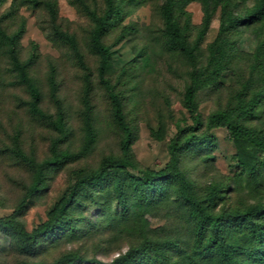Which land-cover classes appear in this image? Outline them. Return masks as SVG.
I'll list each match as a JSON object with an SVG mask.
<instances>
[{"label":"rangeland","instance_id":"374dc122","mask_svg":"<svg viewBox=\"0 0 264 264\" xmlns=\"http://www.w3.org/2000/svg\"><path fill=\"white\" fill-rule=\"evenodd\" d=\"M81 2L99 14L104 10L103 0H0V30L9 36L18 35V59L26 64L28 75L36 82L41 96L40 108L49 115L55 113V105L47 79L51 72L54 75L57 98L69 130V138L61 148L76 152L82 145L81 112L87 80L96 131L91 151L58 170L47 171L38 193L26 201L21 216L26 231L45 221L52 206L79 176L108 167L112 176L127 184L130 176L138 175L129 168L123 171L109 168L112 161L121 156V132L113 121L110 102L96 76L98 57L89 45L92 24ZM162 3L163 0L125 2L118 25L103 38L111 47L107 76L121 100L125 120L134 136L131 158L139 168L149 170L166 166L170 158L169 144L183 138L178 134V127L192 123L183 104V91L189 83L190 71L205 65L207 45L216 36L219 23L218 13H215L196 51V60L191 63L166 46L160 16ZM233 3L234 11L243 14L251 9L255 0ZM49 4L57 11L54 22L50 18ZM185 13L189 19L185 35L193 43L203 19L202 6L192 2L186 6ZM187 16L181 18V23ZM60 32L73 36L77 49L60 38L57 34ZM262 38L263 27L259 23L240 27L230 34L240 56L217 86L197 93V111L203 123L210 114L232 108L235 94L242 87L248 85L250 91L261 87L263 73L255 66L253 56ZM260 61L264 63V50ZM28 100L26 90L16 82L7 55L0 50V217L11 215L31 181V172L12 153L15 144L26 155L41 161L49 156L50 142L55 137L52 129L29 113ZM242 123L264 133V100ZM204 133L209 142L199 140ZM195 134L196 142L178 158L179 169L197 199L215 214L264 204V172L256 188L247 184V169L263 162L262 155L245 141L230 138L224 127L205 132L203 125ZM82 200L85 207L72 211V216L78 219L75 230L42 240L30 253L22 252L11 236L0 232V264H50L68 253L80 257L72 264H108L140 243L138 229L143 223L149 238L173 240L188 255L200 258L196 264H217L214 258L200 257L195 252V220L179 199L175 184L169 185L156 203L142 211L130 202L131 208L122 219L110 188L96 193L92 200L84 197ZM247 232L248 228L242 233L236 231L228 241L254 248ZM170 258L181 260L175 252ZM246 264L261 263L248 261Z\"/></svg>","mask_w":264,"mask_h":264},{"label":"trees","instance_id":"16d2710c","mask_svg":"<svg viewBox=\"0 0 264 264\" xmlns=\"http://www.w3.org/2000/svg\"><path fill=\"white\" fill-rule=\"evenodd\" d=\"M127 1L133 0H103L104 10L101 14L88 8L82 2L81 6L92 24L89 45L92 52L98 57L96 76L110 102L113 121L121 132L119 143L121 156L112 161L109 168L121 171L129 168L136 171L138 175L130 176L127 184L112 176L108 172V167L98 168L89 174L79 176L65 195L52 206L45 221L31 231L25 230L21 216L26 201L38 193L44 184L47 171L58 170L65 164L84 157L91 151L96 141V131L88 100L90 85L87 80L81 112L83 142L78 151L70 152L61 148L69 138V130L65 123L61 102L57 98V84L54 75L51 72L47 79L50 98L55 105V113L49 115L40 108L41 96L36 82L28 75L26 64L18 59L16 53L18 35L9 36L0 30V50H3L7 55L17 84L22 85L28 94L29 113L44 122L55 133V137L50 142L49 156L41 161H36L32 156L26 155L19 145L15 144L12 153L31 172V181L11 215L0 217V232L11 236L22 252L30 253L42 240L65 231L73 232L75 230L78 219L72 216V211L85 207L83 197L92 200L96 193L105 192L110 188L120 208L119 217L122 219L128 214L131 206L142 211L143 208L156 203L167 192L169 185L175 184L179 199L186 205L195 220L194 249L198 255H201L200 257L214 258L217 264H246L248 261L264 264V204L257 203L243 210L212 213L197 199L190 182L179 169L178 158L180 153L190 149L196 142L195 133L203 125L205 132L213 128L224 127L230 138L245 141L262 155L263 162H257L247 169V184L252 188L258 186V178L261 172H264V133L245 126L242 121L252 116L255 108L264 100V63L260 61L261 53L264 50V0H255L251 9L243 14H237L234 11L236 5L233 2L235 0H163L160 16L166 46L170 50L178 51L191 63L196 60V51L215 13H218L219 23L216 36L207 45L205 65L190 71L189 83L183 91V104L192 123L182 128L178 127V134L183 138L182 140L176 139L169 144V161L164 168L159 170L139 168L131 158V145L134 136L125 120L121 100L107 76L110 67L111 47L103 42V38L118 25L122 18V5ZM240 1L245 3L248 0ZM192 2H199L203 11L202 23L193 43L189 42L185 35L189 27L185 8ZM48 10L51 21L54 22L57 18L55 6L49 4ZM183 16L187 17L181 23ZM257 23L263 27V38L253 57L255 66H259L263 73L261 87L256 91H250L248 85L242 87L235 94V105L232 108L210 114L203 123L197 111V93L208 87L217 86L222 75L240 56L237 44L230 39V34L240 27H249ZM57 34L71 47L77 49L73 36L61 32ZM199 140L210 141L206 133L202 134ZM130 202H133L131 206ZM143 224L138 229L140 243L108 264H196L198 257L194 259L192 255H188L173 240L149 238ZM245 228H248L247 234L249 239L254 242V248H247L228 241V237L234 232L242 233ZM172 252L179 254L181 260L172 261L170 258ZM79 260L80 257L77 255L68 253L58 257L50 264H72Z\"/></svg>","mask_w":264,"mask_h":264}]
</instances>
